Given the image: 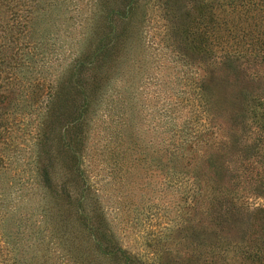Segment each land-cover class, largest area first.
<instances>
[{
    "label": "trees",
    "instance_id": "trees-1",
    "mask_svg": "<svg viewBox=\"0 0 264 264\" xmlns=\"http://www.w3.org/2000/svg\"><path fill=\"white\" fill-rule=\"evenodd\" d=\"M0 264H264V0H0Z\"/></svg>",
    "mask_w": 264,
    "mask_h": 264
},
{
    "label": "rangeland",
    "instance_id": "rangeland-1",
    "mask_svg": "<svg viewBox=\"0 0 264 264\" xmlns=\"http://www.w3.org/2000/svg\"><path fill=\"white\" fill-rule=\"evenodd\" d=\"M60 44L63 47L67 46V43L65 41H63L62 37L60 38ZM163 65H165L166 63H162ZM170 69L169 68H161L158 70L152 69L151 71H149L151 75V79L153 81L157 80V83H159V88H161L163 82L167 79L165 74L170 73ZM131 87L130 94H137V92L141 91L135 90V81L132 83H129V87ZM165 96V95H164ZM143 96L140 98L141 99V103H143L145 100H143ZM139 98H137L138 100ZM147 100H151L150 99V95L148 97ZM152 101V100H151ZM147 109H150V106L148 105ZM146 109V110H147ZM186 109H182L181 111H178L179 113L178 115V121L182 120L184 117H187L188 115H186ZM143 137L145 138H149L147 135H144ZM113 194V195H112ZM110 194V198L106 201L105 199H102L101 204L103 205L104 209H106V216L107 219L110 220L115 226H116V232L119 235V237L117 238L118 243L123 246V248L128 251H130L133 254L139 255L143 252H146L144 250V246H143V242L141 239V234L144 232H151L153 230H156L157 228H159L160 225V221L156 216H152L150 218H145L146 216H141L138 218L137 223L135 224V229H131L129 224H125V225H121V224H117L118 221V217L116 216V212L115 210H113V206H115V202L116 201V197L115 194L112 193ZM133 201H137V197L133 198ZM258 203V202H257ZM141 205V203H139ZM129 227V228H128Z\"/></svg>",
    "mask_w": 264,
    "mask_h": 264
}]
</instances>
